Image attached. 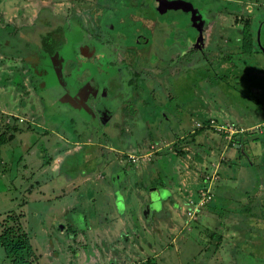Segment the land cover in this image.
<instances>
[{
  "label": "rangeland",
  "instance_id": "1",
  "mask_svg": "<svg viewBox=\"0 0 264 264\" xmlns=\"http://www.w3.org/2000/svg\"><path fill=\"white\" fill-rule=\"evenodd\" d=\"M79 1L87 3L78 8L101 11L98 25L113 37H95L105 41L99 53L115 65L128 59L131 70L123 64L120 74L79 67L77 79L90 80L94 72L111 94L75 98L76 105L70 98L76 94H66L58 82L49 87L33 68L28 73L30 52L15 49L38 38L29 32L12 36V29L25 31L34 22L33 8L12 19L9 31L1 27L0 134L7 142L1 148L0 175H6L0 178V235L7 227L27 233L34 264H264V184L255 189L261 161L252 145L253 137L264 140V127L250 132L264 120V94L251 95L243 86L252 84V74L264 86L260 69L249 74L255 63L264 66V53L255 54L264 49V0H226L231 5H222L219 14L208 7L210 26L202 29L203 37L188 41L189 34L195 36L194 16L185 18L182 10L192 2L161 0L151 15L145 7L136 13L138 7L127 0ZM86 9L74 14L85 20ZM67 11L64 7L63 16ZM94 22L82 27L93 30ZM40 32L41 44L45 32ZM182 40L191 47L188 53L168 56L165 46ZM131 52L139 60L134 65ZM72 69L73 62L66 70ZM210 119L245 130L235 159L244 168L237 175L246 182L227 186L219 180L225 173L218 172L215 198L205 200L199 192L213 173L206 163L223 157L227 165L234 153L233 146L222 144L223 134L198 126ZM214 139L217 148L207 145ZM258 153L263 159V147ZM0 264H11L2 246Z\"/></svg>",
  "mask_w": 264,
  "mask_h": 264
},
{
  "label": "flooded vegetation",
  "instance_id": "2",
  "mask_svg": "<svg viewBox=\"0 0 264 264\" xmlns=\"http://www.w3.org/2000/svg\"><path fill=\"white\" fill-rule=\"evenodd\" d=\"M99 1V0H98ZM126 1V0H125ZM170 1V0H169ZM174 1V0H171ZM176 1V0H175ZM186 2H192L191 6H185V8H183L182 12L186 13L187 15L185 16V18L190 19L191 18V14H193V16H195V14L200 13L201 15H203V17L208 19V14H209V9L208 8H204L203 6H205V4H201L200 0L199 3L201 4L200 6L197 5V0H184ZM100 2H104L103 0H100ZM126 2H129V6L130 7H138V10L136 11V13L138 11H141L142 8L145 7L144 10H146L149 14H154L155 12H157L158 8H161L160 4H161V0H152L150 2V4L148 3V0H127ZM146 2V6H144V3ZM106 3V1H105ZM97 7H92L89 9L86 8H78V7H73L71 12L67 15V12L64 15V18H61V20H58L59 23H57L55 27H53V29H49V27L44 28L43 30L45 33H42L43 35H47V33L49 35H56L57 34V42H60V39L62 38V34L65 36L64 41H66V43H62L59 47L58 50H56L53 54H49L48 50H46L44 48V46L42 45V43L40 44V37H41V27L38 25H34L30 26V28H28V32L34 34L35 36H37L38 38H36V40L34 39H29L31 42H21L20 44H18L19 47H15V49H22L30 52L29 57H28V69L27 72L28 73H32V68L33 71L40 75L43 79L49 80L50 83H48L49 87L53 85V83H57L55 85H59L61 84V88L66 92V94H76V96L74 97H70V98H74L73 101L74 103L77 105V102L75 100V98L77 99H81L82 102L85 100H91L93 98H98L99 97V91L102 92V95H106V97L108 96V93H110L108 86H106V83H101L99 82L97 79H100L95 72L98 71L99 73H102V71H105L108 74H112V72H116L119 73L120 72V67L118 65H125L127 66V68L129 70H131V66L128 65V59H122V61L120 62L121 64L115 65L113 62H111L109 59L107 60L106 57H104V54L99 53V46H103V42H105L103 40V42H99L98 40H94L95 37H97V39H100L99 36L100 35H107L108 37H106V40H110V38H113L111 36V34H106V32H104V30H102L101 26L98 25L99 22V15H97L98 13H100L98 10L96 9ZM85 9L90 12V14H88L87 18H85V20H82L81 17H76L75 15V21H73V14L77 12V10L79 11H85ZM218 10H216L215 12H217ZM168 13V11H166ZM87 13V12H86ZM170 13V12H169ZM96 15L95 18H91L93 17V15ZM132 14H134L133 16L136 17L135 12H133ZM173 14V13H170ZM169 15V14H168ZM91 16V17H90ZM178 15H176L177 17ZM90 17V19H88ZM143 19V18H142ZM195 19H197L196 17H193V21L192 26L190 29H192L195 32V36L193 37V40L199 39L201 37L204 36V33L202 32V29L200 30V25H197V23H194ZM184 20V17L182 19V21ZM94 22L95 26L94 29H90L88 28L89 31L85 30L82 27V24H88L91 22ZM211 21H207V23H210ZM97 24V26H96ZM184 24V23H182ZM108 25H106V30H110L113 29L114 27L111 26V28L107 27ZM110 26V25H109ZM60 27V28H58ZM77 28V29H76ZM206 28V27H205ZM45 29V30H44ZM58 29H62L58 30ZM56 30V31H54ZM80 31V32H79ZM20 34V33H19ZM34 35H32L34 37ZM191 36V35H190ZM82 37V38H80ZM76 38H80L79 40ZM51 40L54 39V37L50 38ZM115 39V38H114ZM117 41L119 39H116ZM121 41V40H119ZM29 46H28V44ZM53 44H51V47H55V43L52 42ZM124 43V42H123ZM122 44V43H121ZM32 45H34V47L37 49V51H31V47ZM122 46L125 48V45L122 44ZM127 47V46H126ZM126 49V48H125ZM88 51V52H85ZM127 51L130 52L129 47H127ZM81 55H85L86 58H84L83 61L80 62V60L78 59L79 56ZM111 54V53H110ZM78 55V58L77 56ZM112 55V54H111ZM131 55L134 57V59L132 61H130L132 63V65L135 64L136 60L139 61L136 57H135V53L131 52ZM140 55V53H139ZM67 56L69 58H73V61L69 60V58H67ZM100 56L101 58L96 60V57ZM117 57V55H116ZM112 60H113V55H112ZM128 61V62H127ZM73 62V73H70L71 70H66L67 69V65L69 66L70 63ZM84 63V64H82ZM87 66L86 70L91 69L90 66L93 65V77H90V80H87L88 77H86V81H81L83 79H77L75 76L77 74H75L76 72H79L81 70H79L78 68L81 66ZM119 70H116V69ZM58 71L60 72V75L62 76V80L61 78H59L58 76ZM67 71V73H66ZM85 73L82 74V76H84ZM80 78H83V77ZM133 77H135L136 75L133 74ZM62 81V83H61ZM87 82L93 86V89L90 90V88L88 89L89 84H87ZM108 82V81H107ZM122 83V82H121ZM102 85H104L102 87ZM54 86V85H53ZM122 86V84H121ZM124 87V85H123ZM110 88V87H109ZM105 89V91H104ZM123 89V88H122ZM90 90V91H89ZM83 93H82V92ZM91 92V93H90ZM111 94V93H110ZM58 100L63 101L64 99L59 98ZM66 101L68 99H65ZM239 133V132H238ZM233 141V139H232ZM232 141L230 143H232ZM242 148V147H241Z\"/></svg>",
  "mask_w": 264,
  "mask_h": 264
},
{
  "label": "crops",
  "instance_id": "3",
  "mask_svg": "<svg viewBox=\"0 0 264 264\" xmlns=\"http://www.w3.org/2000/svg\"><path fill=\"white\" fill-rule=\"evenodd\" d=\"M104 1V0H103ZM106 2H108L109 0H105ZM104 1V2H105ZM134 1V0H133ZM152 0H148V3L150 4V2H151ZM175 1V0H174ZM179 1H184V0H179ZM226 0H200V2H201V4L203 3V4H205V6H203L204 8H208V7H210V6H213L216 10H218L217 11V13L219 14V12H220V10H221V8L222 7H224V6H222V5H231V4H228V2H232L233 0H228V2H225ZM87 2H85V1H79V0H0V22L2 23V24H4V26H1L2 24L0 23V32H1V27L2 28H7L8 29V31H9V29L10 28H8L9 27V25H11V24H13L12 23V19H14L15 17H16V19L18 18V16L19 15H23L24 14V16H25V14H26V12H27V8H33L32 10H29V16H30V18L31 17H33V18H35L34 19V22L31 24V25H33V24H36V25H38V26H42L41 27V31L43 30V27H49V29H53V27H55V26H57L56 24L57 23H59L58 22V20H61V18H64V16H63V11H64V7L65 8H67L68 9V11L67 12H70L71 10H72V8L73 7H78L80 4H86ZM89 9V8H88ZM198 12V11H197ZM147 14H148V12H147ZM75 15V14H74ZM151 15H153V14H151ZM198 15H201L200 13H197V14H195V16L194 17H196L197 18V16ZM26 16H27V14H26ZM154 17H156V15H154ZM2 18H3V21H1L2 20ZM33 18H31V19H33ZM46 18H49L50 20L47 22V19ZM6 21V22H5ZM29 21V20H28ZM151 21H152V19H151ZM198 20L197 19H195V21H194V23H197V25H200V30L201 29H203V28H205V27H208V26H210L209 24L210 23H207V21H209L207 18H205V17H203L202 19H201V21L200 22H197ZM31 25H29V26H27V28H30V26ZM10 27H12V26H10ZM4 30V29H3ZM17 29H12V36H13V34H15L16 32H19V33H21V36H23V34L24 33H26V32H28V29L27 30H25V31H22L21 29H19V31H16ZM24 30V29H23ZM54 31H56V30H54ZM191 31H192V29H191ZM23 32V33H22ZM2 35V34H1ZM0 35V45H1V40H2V36ZM190 35V34H189ZM188 35V39H186V41H188V40H193V37H191V36H189ZM20 36V38H22ZM14 37V36H13ZM186 37H187V35H186ZM64 38H65V36L62 34V38L60 39V42L58 41V43H59V46L62 44V43H66V41H64L63 42V40H64ZM76 39H78L79 40V38H76ZM42 41H43V39H42ZM13 42V41H12ZM12 42H10V43H12ZM169 45H170V43L168 44V46H165L168 50H169V53H168V56H173L174 55V53H175V51H177V53L178 54H180V55H185L186 53H188V51L187 50H189L191 47L188 45V44H186L185 43V41L184 40H182V42H178V43H175V44H173L171 47H169ZM58 46V47H59ZM10 47H13V44H11V46ZM58 47L57 46H55V47H52L53 49H54V52L56 51V50H58ZM125 48L127 49V47L125 46ZM170 48V49H169ZM258 52V53H257ZM261 53H264V49L263 48H261L260 50H256L255 51V54H261ZM55 54V53H54ZM117 54V53H116ZM146 61V59H144V58H141V63H142V65L144 66V62ZM264 66H263V64L262 63H259L258 64V62L257 63H255L254 65H252V67L251 68H253L251 71H249V74H251L252 72H254V71H257V70H259L260 69V73L262 74V77L264 78V69H262ZM249 70V69H248ZM251 72V73H250ZM120 73H122V71H120L119 72V74ZM237 76H239L238 75V73H237ZM258 78V75H254V74H252V80H251V82H252V84H249L248 82H246V84H244L243 86H246L247 85V88H248V90H249V94H253L252 92H254V94L256 95V94H262L261 93V91L260 90H262V92H263V94H264V86H263V84H262V89L259 87V85H258V82H257V79ZM185 82V81H184ZM184 82L182 83V82H179V84H177V86H179V85H186V84H184ZM56 99V98H55ZM261 103V102H260ZM263 107H261V108H259L258 110H257V113H256V115H254V116H252V117H249V119L250 120H254V119H257V117L260 115V110L262 109ZM229 112H227V111H225L224 112V114H228ZM261 114H262V112H261ZM211 120V119H210ZM207 122V121H206ZM205 122V123H206ZM217 122H219L221 125H226V126H229V127H231L233 130L235 129V123L234 122H230V123H223V122H220V121H217ZM260 122V121H259ZM202 123H204V122H202ZM238 124V123H237ZM234 126V127H233ZM261 126V127H260ZM262 126L264 127V120L262 121V122H260L259 124H257V125H254V126H252L253 128L252 129H250L251 131L250 132H252V131H254V130H256V128H257V130L258 129H261V131H263V128H262ZM239 127H241V126H239ZM210 127H207V128H201V129H209ZM236 128H238V127H236ZM249 129V128H248ZM235 131V130H234ZM237 131L239 132V133H241V134H239V135H234V133H232V136L234 135L236 138L237 137H240L241 138V142H242V144H243V141H242V133L245 131V130H243V129H241V128H238L237 129ZM260 131V132H261ZM238 132H236L235 134H237ZM220 133V132H219ZM220 134H223L224 135V137H226V141L225 140H223L222 141V144L223 145H226L225 146V148L227 147V148H231V146H233L234 147V153H232L229 157H227V161H226V163H227V165L225 164V161H224V159H223V157H221V159L218 161V162H215V163H211V164H208V163H206V166L208 167V170L206 169V171H208V172H213L211 175H209L208 177H207V179H208V181H207V183H209V185H208V187H204L200 192H199V195H200V198H201V196H203L205 193H206V195H212L214 198H215V195L213 194V191H214V189H213V187L215 188L216 186H215V184H216V178L218 177L217 175H215L216 173L218 174V172H224L225 174L224 175H220L219 176V180H221V182L222 183H226V185L227 186H230L231 187V185L229 184V183H231V181L233 182H235L236 181V184H244L245 182H246V178H244L243 176H242V174L240 175V176H238L237 175V169L240 171V173H241V169L243 168V164L242 165H240V164H237V160H238V158L237 159H235L236 158V156H237V153L239 152L238 151V149H240L241 147H243V145L240 147V148H237V146H236V143H234L233 142V144H231L230 142L232 141V139H234L233 137H231V136H226V134L225 133H220ZM261 134H264V132L263 133H261ZM205 135V134H204ZM200 137V136H199ZM228 137H230V138H228ZM205 138H210V137H206L205 136ZM258 138V139H257ZM223 139V138H222ZM256 139V140H255ZM256 144V152H255V158L257 159V161H261L260 162V164L257 166V170H259V173H258V175L259 176H257V178H258V181H257V184H258V186L256 187L255 185V189L256 188H259L260 187V185L261 184H264V177L262 176L261 177V173L262 172H260V170L261 171H263L264 172V155H263V159L260 157V154L258 153V151H259V148H262L263 147V149H264V140H262L261 138H260V136L259 137H253L252 138V145L253 144ZM217 144H218V142H217V139H214V140H212V142H209V144H207V145H212V146H215L216 148L218 147L217 146ZM249 146V151H252V149H253V146H252V148H251V145L249 144L248 145ZM237 152V153H236ZM225 154V153H224ZM224 154L222 155V156H224ZM227 154V153H226ZM225 157V156H224ZM222 161V162H221ZM224 161V162H223ZM257 163V162H256ZM252 164H253V161H252ZM245 166V165H244ZM252 168V167H251ZM244 169V168H243ZM228 172H231L232 173V175L230 176V177H228ZM5 175H6V173L3 175L4 177H5ZM215 176H216V178H215ZM234 176V177H233ZM4 177H1V175H0V178L1 179H3ZM211 178H212V180H211ZM256 184V183H255ZM212 185H213V187H212ZM193 189L195 190V185H194V187H193ZM192 194H193V192H191ZM255 196H256V194H258V191H256L255 193ZM262 196H264V195H262ZM260 197H261V195H260ZM203 198V197H202ZM214 198H213V200H214ZM264 198V197H263ZM212 200V201H213ZM201 205V204H200ZM202 207V206H201ZM199 209V208H198ZM198 212H200V213H198V215H200V222L202 221V217H203V212L202 211H198ZM194 229V228H193ZM192 239H194V237H191ZM194 240H196V239H194Z\"/></svg>",
  "mask_w": 264,
  "mask_h": 264
},
{
  "label": "trees",
  "instance_id": "4",
  "mask_svg": "<svg viewBox=\"0 0 264 264\" xmlns=\"http://www.w3.org/2000/svg\"><path fill=\"white\" fill-rule=\"evenodd\" d=\"M43 36L44 41H42V45L46 50H48L49 54H53L54 49L51 47V44H53L52 42L56 43L57 40H51L45 37V35ZM3 46L6 47V45L4 44ZM8 130L9 129H7L6 132H8ZM10 138L12 140L13 136L11 135ZM6 142L7 138L5 133L0 134V173L2 168L4 167L1 156V148ZM0 246L4 248L6 257L9 259L11 264H34V259H32L34 257L33 248L29 235L27 233H19L17 228L15 230V227H7L5 231L0 235Z\"/></svg>",
  "mask_w": 264,
  "mask_h": 264
},
{
  "label": "built area",
  "instance_id": "5",
  "mask_svg": "<svg viewBox=\"0 0 264 264\" xmlns=\"http://www.w3.org/2000/svg\"><path fill=\"white\" fill-rule=\"evenodd\" d=\"M198 126L200 128H207V127L213 128L220 133H225L226 136H232V133L235 134L236 132H238L237 130L233 131V129L229 126L221 125L219 122L215 121L214 119L209 120V122L202 123V125L199 123ZM228 138H230V137H228ZM131 157H134V156H131ZM204 195L206 196L205 200H207V199L211 200L213 197L212 195H209V194L206 195V193Z\"/></svg>",
  "mask_w": 264,
  "mask_h": 264
},
{
  "label": "water",
  "instance_id": "6",
  "mask_svg": "<svg viewBox=\"0 0 264 264\" xmlns=\"http://www.w3.org/2000/svg\"><path fill=\"white\" fill-rule=\"evenodd\" d=\"M176 2L185 3V4L187 3L186 1H179V0H176ZM189 6L192 7L191 4ZM58 72H59L58 77L61 78V80H62V76L60 75L61 71H58ZM61 83H62V81H61ZM233 142L236 143L237 148H240L242 145H244V143L242 144L240 137L234 138L231 144H233ZM245 146L247 147V149H249L248 144H245Z\"/></svg>",
  "mask_w": 264,
  "mask_h": 264
}]
</instances>
